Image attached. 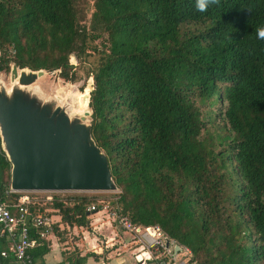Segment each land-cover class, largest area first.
<instances>
[{"label": "trees", "instance_id": "trees-1", "mask_svg": "<svg viewBox=\"0 0 264 264\" xmlns=\"http://www.w3.org/2000/svg\"><path fill=\"white\" fill-rule=\"evenodd\" d=\"M85 3L0 0V71L90 77V134L118 214L158 227L186 264H264V0L204 13L195 0H89L87 24ZM9 169L0 149V198L14 203ZM94 201L29 210L88 229Z\"/></svg>", "mask_w": 264, "mask_h": 264}, {"label": "water", "instance_id": "water-1", "mask_svg": "<svg viewBox=\"0 0 264 264\" xmlns=\"http://www.w3.org/2000/svg\"><path fill=\"white\" fill-rule=\"evenodd\" d=\"M44 74L10 64L11 86L0 82V149L10 167L9 191L115 192L107 160L91 138L89 95L76 115L73 102L77 94L59 104L34 90ZM179 251L176 246L174 252Z\"/></svg>", "mask_w": 264, "mask_h": 264}, {"label": "crops", "instance_id": "crops-1", "mask_svg": "<svg viewBox=\"0 0 264 264\" xmlns=\"http://www.w3.org/2000/svg\"><path fill=\"white\" fill-rule=\"evenodd\" d=\"M45 213L51 231L28 250L35 264H158V256L141 250L146 247L145 240L138 241L134 234L120 229L104 211L89 214L88 229L61 222L54 210ZM10 244L9 236L0 237V251ZM0 264L16 263L0 258Z\"/></svg>", "mask_w": 264, "mask_h": 264}, {"label": "built area", "instance_id": "built-area-1", "mask_svg": "<svg viewBox=\"0 0 264 264\" xmlns=\"http://www.w3.org/2000/svg\"><path fill=\"white\" fill-rule=\"evenodd\" d=\"M4 193L5 198L9 193L14 194L9 191V188ZM40 194H46L44 201L48 202L53 193ZM34 204L26 196H19L14 203H6L0 198V237L7 235L11 238L10 246L0 251V258H11L16 264H35L28 250L51 231V222L44 214L31 215L29 207ZM96 209L104 211L120 229L138 237V241L145 240L146 247L141 250L153 252L155 256H158V264L187 263L189 252L178 246L180 251L175 253L174 248L177 245L169 240L158 227L139 228L133 226L125 216L119 215L118 209L107 211V206ZM96 209L90 207L87 211L95 213ZM30 230H33V237H30ZM166 241L168 246L165 245Z\"/></svg>", "mask_w": 264, "mask_h": 264}, {"label": "rangeland", "instance_id": "rangeland-1", "mask_svg": "<svg viewBox=\"0 0 264 264\" xmlns=\"http://www.w3.org/2000/svg\"><path fill=\"white\" fill-rule=\"evenodd\" d=\"M87 2H89V0H86V3L83 6L85 8L84 16L86 17V24L88 23L87 21L89 20L90 14V4ZM68 64L73 68L76 67L77 62L73 54L72 56L71 54L69 55ZM75 76L77 78L75 82H66L58 76V71L51 73L45 72L44 76L41 79L37 80L33 88L34 90L38 91L44 99H57L59 100V104H62L66 98H69L74 94H83L84 91H87L86 94L89 95V92L92 89L91 78L88 77L85 79V76L81 73L80 70L75 71ZM0 82L6 88H9L11 86L9 80V69L7 71H0ZM115 193H117V190L112 193H57L52 194L51 196L64 199L65 197L68 198L75 195H84L95 199V201L92 202V204H90L87 209H89L90 207L96 209L101 208L102 206H107V211H113L117 209V206L113 205V201L115 200V196L113 195ZM19 196H26L29 200H31L35 204H38L39 207H45L47 205V203L44 201V197L46 196V194L20 193Z\"/></svg>", "mask_w": 264, "mask_h": 264}, {"label": "clouds", "instance_id": "clouds-1", "mask_svg": "<svg viewBox=\"0 0 264 264\" xmlns=\"http://www.w3.org/2000/svg\"><path fill=\"white\" fill-rule=\"evenodd\" d=\"M220 0H195V9L197 12L204 13L212 5H218ZM256 36L259 40H264V26L256 29Z\"/></svg>", "mask_w": 264, "mask_h": 264}, {"label": "bare ground", "instance_id": "bare-ground-1", "mask_svg": "<svg viewBox=\"0 0 264 264\" xmlns=\"http://www.w3.org/2000/svg\"><path fill=\"white\" fill-rule=\"evenodd\" d=\"M86 92L84 91L83 94H77L74 98L73 102V112L74 114H80L84 108L85 104V98L86 97Z\"/></svg>", "mask_w": 264, "mask_h": 264}]
</instances>
